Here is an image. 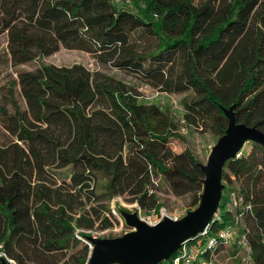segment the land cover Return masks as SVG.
<instances>
[{
	"label": "trees",
	"instance_id": "obj_1",
	"mask_svg": "<svg viewBox=\"0 0 264 264\" xmlns=\"http://www.w3.org/2000/svg\"><path fill=\"white\" fill-rule=\"evenodd\" d=\"M3 34L13 68L60 47L91 53L159 92H189L186 128L218 140L227 127L222 108L233 106L237 123L264 133V0H0ZM2 90L0 128L11 140L0 145V246L17 264H86L75 229L112 227L116 197L158 211L153 181L173 196L190 195L197 207L201 162L189 149L168 146L184 141L180 125L139 102L121 80L80 64L40 63L16 71ZM54 173L64 180L51 181ZM222 183L199 244L205 250L210 237L232 226L246 236L251 264H264V149L251 143L227 161ZM114 208L122 210L116 201ZM224 253L241 264V249L219 240L204 258L217 264Z\"/></svg>",
	"mask_w": 264,
	"mask_h": 264
},
{
	"label": "water",
	"instance_id": "obj_2",
	"mask_svg": "<svg viewBox=\"0 0 264 264\" xmlns=\"http://www.w3.org/2000/svg\"><path fill=\"white\" fill-rule=\"evenodd\" d=\"M227 119L224 134L211 147L201 164L202 193L196 208L178 221L163 218L154 226L141 221L136 213L120 212L129 232L115 238L91 240L93 249L86 264H158L168 261L182 243L201 233L218 210L224 185V164L235 158L247 142L264 149V133L255 126L237 123L233 106L222 108ZM0 264H7L0 259Z\"/></svg>",
	"mask_w": 264,
	"mask_h": 264
},
{
	"label": "rangeland",
	"instance_id": "obj_3",
	"mask_svg": "<svg viewBox=\"0 0 264 264\" xmlns=\"http://www.w3.org/2000/svg\"><path fill=\"white\" fill-rule=\"evenodd\" d=\"M134 2L136 1L129 3V5L134 4ZM40 63L50 64L57 67H69L73 64H80L91 72L104 73L121 80L134 94L137 95L139 102L147 105L153 104L159 106L162 112L167 113L174 122L180 125L179 133L183 136L184 141L180 142L172 140L168 145L171 151L174 153H180L185 149H189L201 164L206 163L210 149L214 146L217 139L211 134V132L202 128H186L184 126L185 124L182 121V104L183 101L189 100L191 95L189 92L170 94L159 92L133 74L121 72L105 63H99L91 53L67 50L60 47L57 52L50 56L13 68L9 63L7 56V36L6 34L0 35V101L3 94L2 85L5 84L7 80L16 79V71H35ZM9 140H11L9 136L0 128V145H3ZM242 150L244 153H248L251 150V142L244 144ZM67 173L68 171H65V174ZM64 178L65 177L59 173H54L50 176L51 181L57 183L62 182ZM156 183L157 189L155 191V196L158 203H160V208H163L168 212L173 210L184 211L185 214L194 209L191 206L192 198L190 195L182 197L173 196L166 185L160 183L159 180H157ZM127 199V196L114 198L109 202L110 209L112 210L113 208L115 210L114 201H116L122 208L120 212H128L124 208L125 204L130 203ZM96 207L98 206L96 205ZM116 214L119 218L116 216L113 218L111 217L112 228L115 229L116 232L109 235L108 238L119 237L128 232L129 228L125 225L120 213L116 212ZM77 249L79 248L74 249L73 252ZM229 255L230 254L227 255L225 253L221 254L220 257H218L217 264H234L231 259H228Z\"/></svg>",
	"mask_w": 264,
	"mask_h": 264
},
{
	"label": "built area",
	"instance_id": "obj_4",
	"mask_svg": "<svg viewBox=\"0 0 264 264\" xmlns=\"http://www.w3.org/2000/svg\"><path fill=\"white\" fill-rule=\"evenodd\" d=\"M118 2H123L124 4H129L133 1H141V0H117ZM241 155V150L236 154V158ZM153 183L157 186L156 181H153ZM234 195L231 194V201L233 200V204L235 202ZM241 199H238L237 202H240ZM125 209L130 213H136L137 217L146 223L149 226H154L160 221L163 220V218H168L172 221H178L181 219L184 215V211H166L163 208H160L158 211L155 209L150 211L143 210L136 202H130L124 205ZM243 209V208H242ZM244 213H250L251 208L250 205H246L243 209ZM112 215L115 217H118L115 210L112 208L111 210ZM121 216V215H120ZM239 218L242 217V213L238 215ZM119 218V217H118ZM121 218V217H120ZM239 218L236 217L234 219L235 223H238ZM131 229H128V232ZM209 230V224L207 227L199 234H197L195 237L190 238L182 243V245L179 247V249L173 253L175 256L171 260V264H207L206 259L204 258V254L206 250H211L216 242L219 240L221 244L224 246L228 245H236L238 246L242 253L240 254V261L241 264H251V256H250V248L246 243V236L244 234H238L236 233V230L232 226H227L224 229L218 231L215 234V240L213 237H210L208 241L205 243V250H203V245L199 244V239L202 237L207 236ZM116 230L112 227L105 228V229H75L74 231V237L80 241L83 245L87 247L88 255H90V252L93 249V244L91 240L96 239H106L109 237V235L115 233ZM127 233V232H126ZM196 241V244H193L192 242ZM0 259H3L7 264H17L16 261L10 257L7 256V254L2 250L0 246ZM170 259V258H169Z\"/></svg>",
	"mask_w": 264,
	"mask_h": 264
}]
</instances>
